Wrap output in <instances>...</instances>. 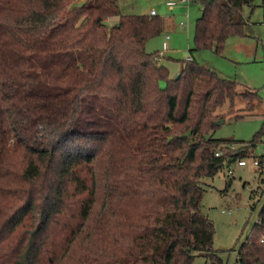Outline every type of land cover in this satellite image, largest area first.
Masks as SVG:
<instances>
[{"label":"trees","instance_id":"obj_1","mask_svg":"<svg viewBox=\"0 0 264 264\" xmlns=\"http://www.w3.org/2000/svg\"><path fill=\"white\" fill-rule=\"evenodd\" d=\"M78 1L0 0V264H223L202 181L250 155L264 123L215 137L217 110L262 100L195 52L247 36L256 0H200L175 76L146 49L161 17ZM235 264H264V203Z\"/></svg>","mask_w":264,"mask_h":264},{"label":"rangeland","instance_id":"obj_2","mask_svg":"<svg viewBox=\"0 0 264 264\" xmlns=\"http://www.w3.org/2000/svg\"><path fill=\"white\" fill-rule=\"evenodd\" d=\"M83 1V0H79ZM78 1V2H79ZM256 0V6H244L241 14L247 21V36L230 37L222 52L201 49L195 52L199 62L216 71L221 77L235 80L237 90L242 93L247 88L258 91L262 102L254 110H243L247 100L243 95L236 97L230 114L226 103L218 108L219 119L214 131L215 137L234 138L250 141L264 123V5ZM122 14L149 13L156 9L159 17L170 19L175 25L160 35L150 38L146 44L149 52L158 51L163 55V41L167 34L169 50L161 61L175 76L182 63L190 56L189 48L194 45L196 20L202 14L200 0L190 7L176 6L171 9L167 0H118ZM189 13V17L187 16ZM119 17V16H113ZM238 17V15H237ZM119 19L111 20L117 23ZM179 21L189 22V28H180ZM163 32V31H162ZM236 115H240L236 117ZM242 115V116H241ZM262 141L251 149L246 158L247 165L227 160L222 170L214 177L202 181L203 196L201 208L215 225L214 249L222 258L223 264H235L239 249L251 234L258 221L264 203V170L253 164L255 158L264 156V136ZM239 146V144H238ZM207 257L198 255L192 264H206Z\"/></svg>","mask_w":264,"mask_h":264},{"label":"built area","instance_id":"obj_3","mask_svg":"<svg viewBox=\"0 0 264 264\" xmlns=\"http://www.w3.org/2000/svg\"><path fill=\"white\" fill-rule=\"evenodd\" d=\"M194 0H167V4L171 9H174L176 6H185L189 9L190 4L193 2ZM150 15H157V11L155 9H152L150 12ZM180 25L182 27L186 26V22L185 21H181ZM170 39V35L167 34L165 37V40L163 41L162 47H163V52L167 51L169 48L168 42L167 40ZM190 57L187 58V60H189ZM221 151H218L216 154L220 155ZM264 158V157H263ZM238 162L239 165L241 166H245L247 165V160L246 158H242V159H238L235 160ZM253 164L257 167L258 170H264V161H261L260 157L259 158H255L253 161Z\"/></svg>","mask_w":264,"mask_h":264},{"label":"crops","instance_id":"obj_4","mask_svg":"<svg viewBox=\"0 0 264 264\" xmlns=\"http://www.w3.org/2000/svg\"><path fill=\"white\" fill-rule=\"evenodd\" d=\"M195 3V0L190 4V6H189V9H190V7H192V5ZM202 6V5H201ZM188 9V8H187ZM189 9H188V11H189ZM152 10V9H151ZM156 10V9H155ZM202 10H203V6H202ZM127 14H139V13H127ZM140 14H149V13H140ZM156 16H159V14L157 13V15ZM188 17H189V13H188V15H187ZM115 19H119V17H111V18H109L108 20H107V23H108V25H114L115 23H111V20H115ZM163 20V32L162 33H166V31H168L170 28H171V26H173V25H175L174 24V22L172 21V20H170V19H166V18H164V19H162ZM176 26H179L180 28H185V27H188L189 28V22L187 23L186 22V26H184V27H182L181 25H180V21H179V23H178V25H176ZM190 49V48H189ZM168 50H169V48H168ZM167 50V51H168ZM165 53H166V51L164 52V55H165Z\"/></svg>","mask_w":264,"mask_h":264},{"label":"water","instance_id":"obj_5","mask_svg":"<svg viewBox=\"0 0 264 264\" xmlns=\"http://www.w3.org/2000/svg\"><path fill=\"white\" fill-rule=\"evenodd\" d=\"M180 75L177 76V78L179 77Z\"/></svg>","mask_w":264,"mask_h":264}]
</instances>
